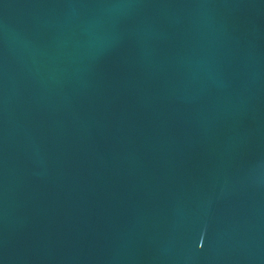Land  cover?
<instances>
[{
  "label": "water",
  "instance_id": "obj_1",
  "mask_svg": "<svg viewBox=\"0 0 264 264\" xmlns=\"http://www.w3.org/2000/svg\"><path fill=\"white\" fill-rule=\"evenodd\" d=\"M0 264H264V0H0Z\"/></svg>",
  "mask_w": 264,
  "mask_h": 264
}]
</instances>
